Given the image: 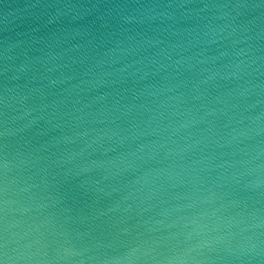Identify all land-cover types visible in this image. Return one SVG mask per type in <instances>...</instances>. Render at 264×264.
I'll return each instance as SVG.
<instances>
[{"label":"water","instance_id":"1","mask_svg":"<svg viewBox=\"0 0 264 264\" xmlns=\"http://www.w3.org/2000/svg\"><path fill=\"white\" fill-rule=\"evenodd\" d=\"M4 229L6 264H264V0H0Z\"/></svg>","mask_w":264,"mask_h":264},{"label":"snow or ice","instance_id":"2","mask_svg":"<svg viewBox=\"0 0 264 264\" xmlns=\"http://www.w3.org/2000/svg\"><path fill=\"white\" fill-rule=\"evenodd\" d=\"M8 248H9L8 238L6 234V229H4L3 232L0 233V264H6L5 260L2 257L8 254Z\"/></svg>","mask_w":264,"mask_h":264}]
</instances>
